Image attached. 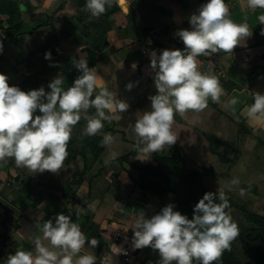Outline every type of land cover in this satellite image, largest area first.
<instances>
[{
	"label": "crops",
	"instance_id": "obj_1",
	"mask_svg": "<svg viewBox=\"0 0 264 264\" xmlns=\"http://www.w3.org/2000/svg\"><path fill=\"white\" fill-rule=\"evenodd\" d=\"M112 2H116L119 11L106 19L103 25L109 48L98 52L89 46L77 44L76 37L80 29L75 18L80 10H83V14L92 25V22L102 18L101 16L92 17L90 12L85 10V6L81 7L83 9L78 6L77 0H22L20 8L23 6V10L22 8L20 10L25 34L19 36L16 42H12L0 28V43L3 44L0 73L8 76L10 86H17L16 83L19 82H9L10 77L24 80L29 75L25 63L29 54L55 36L60 40L61 54L74 56L78 60L86 53L88 66L95 67L99 76L97 92L99 86H106L117 94V98L127 101L129 109L127 112L119 113L121 119L103 121L104 127L96 134L104 137L110 133L114 142L108 146L104 145V151L99 158L95 159L91 155L89 158L92 163H88V160L85 163L83 160V164H86L85 175L92 174L98 169L100 174L97 173L96 177L100 176V179L103 178L111 185L103 201L100 203L96 199L98 185L93 187L91 182L88 186V182L84 181L82 184L86 190L82 188L81 195L85 196L76 197L80 200L84 197L86 200L88 196L90 200L88 208L83 210L80 205H72L71 211L62 213L70 215L71 220L81 226L86 240H90L95 232L99 234L104 244L102 249L100 248L102 252L100 255L109 251L108 255L113 260L124 264L119 254L128 246V250L134 254L130 255V264H152L145 258L150 247L143 249L132 247L134 221L142 213L146 218H151L158 209L161 211L169 203L174 204L175 199L161 200L154 195L143 193L137 184L140 174L137 168L157 166L155 154L165 155L170 147L166 146L161 152L149 154L150 158L147 160H139L148 157L142 156L135 149L136 136L133 126L143 112L151 111V101L148 97L157 94L153 83L154 75L147 73L154 42L161 44V52L164 49L183 50L184 44L176 36V32L181 29L190 30V16L197 13L199 7L208 0H112ZM225 3L229 6L230 18L237 24L247 22L252 36L246 41L241 40L240 45L236 46L232 53L219 52L197 58L199 70L202 73L216 75L225 94L220 97L219 103H214L209 98L208 107L202 112L188 111L183 116L176 114L173 124V131L177 136L174 145L180 147L185 155L186 168L203 172L204 184L214 193L219 191L228 193L235 188L232 180L227 178L226 172L241 176L264 174V120H254L247 116L248 107L254 103L253 93L264 94V35L261 34L264 25L258 20L260 15H264V9L257 8L255 11L248 9L247 0H225ZM78 7L80 9H77ZM48 17L54 19V25H48L50 19ZM0 22L4 28L9 27L6 16L0 15ZM156 52L157 55L160 54ZM134 64L136 66H133ZM129 82L134 84L130 91L125 87ZM95 94L96 92L93 98ZM234 97L239 102L235 106H229V101ZM37 112L39 115L38 110ZM94 114L93 108L91 115ZM85 124L86 122L83 128ZM107 129L111 131H106ZM125 156L128 160L123 159ZM206 178L218 181L212 187L207 185ZM251 187L257 190L254 185ZM57 194L60 192L51 193L56 200V204L54 203L56 209L61 203ZM34 203L35 206L33 204L31 206L36 211H39L38 206L42 204L51 205L48 199H37ZM77 208L80 210L79 216L75 214ZM43 211L44 209L41 211L42 216L34 222L21 217L32 226L26 223V227L19 229L28 232L33 240L27 239L25 244L21 248H15V251L34 252L35 237L38 235L42 237L37 225L43 218ZM48 219H53L54 222L52 215H49ZM119 231L130 240L115 242L114 234ZM99 247L100 244L92 249L86 241L79 255H94L96 264H99ZM133 258L136 259L135 262H132Z\"/></svg>",
	"mask_w": 264,
	"mask_h": 264
},
{
	"label": "clouds",
	"instance_id": "obj_2",
	"mask_svg": "<svg viewBox=\"0 0 264 264\" xmlns=\"http://www.w3.org/2000/svg\"><path fill=\"white\" fill-rule=\"evenodd\" d=\"M111 6L112 0H86L85 10L98 18ZM247 7L252 11L264 9V0H247ZM21 8L23 10V6ZM258 20L264 25V15ZM189 23L190 30L176 32L184 44L183 50L164 49L159 55L156 51L150 53L157 94L148 97L151 111L143 112L133 126L135 149L148 157L138 158L141 161L176 143L173 131L176 114L202 112L208 107L209 98L219 103L225 94L216 75L199 70L197 58L219 52L232 53L241 40L252 36L247 22L237 24L230 18L225 0H208L190 16ZM261 34L264 35V31ZM2 50L0 43V52ZM45 59L51 60V52L45 53ZM73 63L81 74L67 90L59 75L48 84L50 91L46 92L42 86L25 92L18 86H10L8 76L0 73V161L14 159L17 168H26L34 174L45 171L57 174L68 156L67 146L73 128L81 119L87 122L83 134L91 136L101 131L103 121L119 120V113L128 111L127 101L117 98L106 86H99L96 91L99 76L95 67L88 66L86 53ZM125 87L130 91L134 84L129 82ZM253 97L254 103L248 107L247 116L264 120V94L255 92ZM238 102L234 97L229 106ZM93 108L95 114L89 115V109ZM37 110L39 115H36ZM113 142L110 133L104 135L103 145ZM232 183L239 181L233 179ZM229 207L224 192L219 191L206 192L195 205L191 219L174 211L173 204L163 207L151 218L142 213L132 227V247H150L157 251L158 264H193L194 261L215 264L226 250H231L232 242L239 235L238 225L225 211ZM75 214L79 216V208ZM37 227L42 237H35L34 252L17 250L6 264H96L94 255L79 254L86 241L92 249L99 241L96 238L86 240L81 226L73 222L70 215L59 213L54 222L48 219Z\"/></svg>",
	"mask_w": 264,
	"mask_h": 264
},
{
	"label": "trees",
	"instance_id": "obj_3",
	"mask_svg": "<svg viewBox=\"0 0 264 264\" xmlns=\"http://www.w3.org/2000/svg\"><path fill=\"white\" fill-rule=\"evenodd\" d=\"M21 1L22 0L0 1V15L7 17V23L9 26L8 28H4L0 25V28L3 30L6 38L12 42H16L19 36L25 34L23 31L24 20L21 16L22 12L20 10ZM77 2L79 7L86 5L84 0H77ZM123 4L124 3L122 2V5ZM118 11L119 7L116 2H112V6L107 8L106 12L101 15L102 18L97 19L95 22L93 21L92 25L88 22L89 19L85 17V14L81 16L82 18H75L78 25L81 27L80 35L76 37L77 44L89 46L91 49L98 52L108 49L109 43L106 41V32L103 25L106 19ZM152 49L161 53V44L155 41ZM46 52H51V60L45 59ZM0 54H2V52H0ZM75 60L76 58L74 56L60 53V40L53 36L45 45L40 46L37 50L31 52L25 60L26 69L29 72V75L21 82V89L27 92L39 89L43 86L46 92L50 91L44 76L52 72H59L61 78L64 80L63 87L67 90V88L70 87L74 80L81 74L74 66L73 62ZM89 115H91V109H89ZM85 122L84 119L80 120L76 124L77 130L75 134L71 135V140L67 146L68 156L64 161L66 164L77 160L79 157L84 159L86 163L88 153H91L93 158L97 159L104 151V145L102 144L103 137L96 134L91 136L83 134V124ZM108 130L111 131V129H107L106 131ZM154 158L158 163L157 166L148 165L137 168L140 172L137 184L141 191L145 194L154 195L161 200L174 198L177 208L176 211L181 212V214L186 215L191 219L194 207L203 195L206 192H213L204 184L202 179L204 176L203 172L188 170L185 165V155L181 151V148L176 145L170 147L165 155L155 154ZM123 159L128 160L127 156ZM8 166H10L9 163ZM17 170L19 174H24L21 169ZM85 172L86 164L84 165V170L82 172L73 174V180H71L63 190L60 187V183L51 186L50 183L54 178H52L47 184H42L48 188L47 193L50 195L48 200H50L53 207H55L56 200L53 195L52 197L54 200L52 201L50 199L51 193L61 192L71 205H80L83 210L88 208L87 206L90 203L88 196L85 201H82L78 199L72 191V185H80L85 181ZM207 173H209L208 170ZM26 176L31 180L34 179L28 175ZM216 202L220 203L219 199H217ZM228 202L230 207L225 209L226 212H229L238 206L234 201L228 200ZM242 211L247 221L252 224V226L243 231H239L238 237L231 244V250H226L221 259L215 262V264H264V216L256 214L247 208H242ZM3 223H5V221ZM99 237L100 236L97 232L92 235V238H96L100 244L98 255L102 253L101 249L102 245H104ZM3 238H5L6 242L12 244L14 249L16 248L15 243L11 239L3 236L1 237V240ZM92 238H90V240ZM238 243L242 246V253L246 258L245 262L238 258ZM9 256L10 254H8V256L5 255L4 258L0 260V264H6ZM121 262L124 263L123 259ZM193 264H199V262L194 261Z\"/></svg>",
	"mask_w": 264,
	"mask_h": 264
},
{
	"label": "rangeland",
	"instance_id": "obj_4",
	"mask_svg": "<svg viewBox=\"0 0 264 264\" xmlns=\"http://www.w3.org/2000/svg\"><path fill=\"white\" fill-rule=\"evenodd\" d=\"M80 8L78 7L77 9H80ZM80 11L81 12H79L76 15V18L83 16V10H80ZM48 18H50L48 19L49 20L48 25L50 26L54 25L53 24L54 19L52 17H48ZM78 27L81 33L80 25H78ZM21 63L25 64L24 62H21ZM58 75L61 77L59 73ZM58 75L50 73V74L45 75L44 78H45V81H47V83L49 84ZM10 78L11 79L9 82H12V81L15 83L19 82L16 84H18L17 86L21 89V81L23 79L15 78V77H10ZM14 78H15V81H14ZM86 124L84 125L83 130H85ZM76 130H77V126L75 125L72 131V135L75 134ZM89 157L91 158V153L87 154L86 160H88V163H92ZM83 160L84 159H77L68 164L64 163L60 172H58L57 174H54L55 176H53V173L48 172V171H45L44 173L34 174L26 168H17L15 165L14 159H8L6 162L0 161L2 162L0 163V241H1V237L4 236V237L11 239L15 243L16 248H21L25 244L27 239L29 238L32 239L30 235L27 234L28 232L22 231L19 229L20 227L21 229L26 227L27 226L26 223H28V226L30 227L32 226L28 221L26 222L24 219H21L22 216L25 219H28L29 221L34 222L35 220H37L38 217L40 218L42 216L41 211L44 209L43 218L38 223V225H42L44 221L48 220L49 215H52V218H54L59 213L71 211L72 210L71 208L73 206L68 202L67 198L64 197L61 192L60 194H57V198L61 200V203L59 204L60 207L57 209L56 207L55 208L52 207L53 205L51 202H50L51 204L50 206H48V203H45V204L40 205L42 207L38 206L40 204L39 202V204L37 205L39 207V211L32 209L31 205L33 204V206H35L34 202H36L37 199L40 200V197L41 199H48L50 197V195H48L47 193L48 188L44 185L50 182L52 178H54V180L50 183L51 186H54L60 183L61 189L62 190L65 189L67 187V184H69L71 180H73V174L80 173L84 170ZM7 162L9 163L10 166H8ZM17 169H21L24 174L22 173L19 174ZM93 170L94 168L92 169V171ZM97 173H99L98 169L95 170L92 174L91 173L87 174L85 177V181L88 182V186L90 185L89 183L91 182H92L93 187L98 185L99 190H98V194H96L97 195L96 199L100 201L101 203L104 199L105 193L108 191V188H110L111 185L103 178L100 179V176L96 177ZM228 173L229 172H226V176L228 179L230 180L237 179L239 181V184H234L235 188H232V190L228 193H224L227 200L235 201V203L238 204L236 208H233L228 213H230L233 222H235L238 225L239 231H243L247 228H250L252 224H250L247 221L242 211V208H247L248 210L253 211L256 214L264 216V174L262 175L251 174L248 176L247 175L241 176L235 173H231V174L230 173L228 174ZM26 175H28L29 177H33L34 178L33 180L35 181L31 180ZM205 181L208 186L210 185L212 186L216 184L218 179H209V178L207 179L206 178ZM251 185H254L257 190L252 188ZM82 188H83V184L74 185V186L72 185V191L75 193V196L76 195L85 196V195H81ZM116 190L118 191L119 189H116ZM241 190H243V194H241ZM32 193H34L36 197ZM122 194H126V193H122ZM249 194H251V196ZM50 199L52 201L54 200L52 195ZM82 200L84 201L85 198L83 197ZM45 205H47L46 206L47 208H45ZM174 206H175L174 211H176V205ZM159 212L160 210L158 209L157 213ZM4 221L5 223H3ZM237 250H238L237 254H238L239 260L245 262L246 258L244 257L242 253V246L239 243L237 245ZM108 253L109 251L104 252V254L102 255H107ZM129 254L132 256L134 255L133 253H131L130 250H129ZM145 255H146L145 258H148L149 263L158 264L160 257L157 251H153L152 249H150ZM6 256H8V253L6 254ZM135 261L136 259L133 258L132 262H135Z\"/></svg>",
	"mask_w": 264,
	"mask_h": 264
},
{
	"label": "built area",
	"instance_id": "obj_5",
	"mask_svg": "<svg viewBox=\"0 0 264 264\" xmlns=\"http://www.w3.org/2000/svg\"><path fill=\"white\" fill-rule=\"evenodd\" d=\"M144 54L146 53L145 51L143 52ZM148 74L154 75V72L151 70V68L148 69L147 71ZM130 240L128 237H124L122 233L117 232L114 234V241L119 242L122 240ZM119 257L121 260L123 259L125 264H130L131 262V256L129 254L128 246L124 248L122 252H120ZM99 264H119L118 261L113 260L108 254L107 255H101L99 257Z\"/></svg>",
	"mask_w": 264,
	"mask_h": 264
},
{
	"label": "water",
	"instance_id": "obj_6",
	"mask_svg": "<svg viewBox=\"0 0 264 264\" xmlns=\"http://www.w3.org/2000/svg\"><path fill=\"white\" fill-rule=\"evenodd\" d=\"M141 200H145L144 198H140ZM7 247V250H6V254L8 253V254H14L15 253V249H14V246L12 245V244H7L6 243V241H5V238H3L2 240H1V247H0V249L1 248H3V247ZM3 259V255L0 253V260H2Z\"/></svg>",
	"mask_w": 264,
	"mask_h": 264
},
{
	"label": "flooded vegetation",
	"instance_id": "obj_7",
	"mask_svg": "<svg viewBox=\"0 0 264 264\" xmlns=\"http://www.w3.org/2000/svg\"><path fill=\"white\" fill-rule=\"evenodd\" d=\"M6 243L7 244H10L9 242H6ZM0 247H1V241H0ZM6 250H7V247L6 246L0 249V253L3 255V258L6 255V253H5Z\"/></svg>",
	"mask_w": 264,
	"mask_h": 264
}]
</instances>
